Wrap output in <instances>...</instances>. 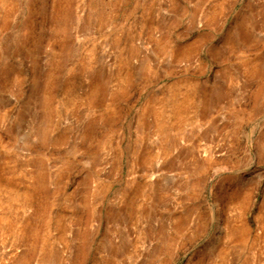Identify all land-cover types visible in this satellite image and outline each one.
<instances>
[{
  "label": "rangeland",
  "instance_id": "374dc122",
  "mask_svg": "<svg viewBox=\"0 0 264 264\" xmlns=\"http://www.w3.org/2000/svg\"><path fill=\"white\" fill-rule=\"evenodd\" d=\"M4 1L0 264H264V0Z\"/></svg>",
  "mask_w": 264,
  "mask_h": 264
},
{
  "label": "bare ground",
  "instance_id": "6f19581e",
  "mask_svg": "<svg viewBox=\"0 0 264 264\" xmlns=\"http://www.w3.org/2000/svg\"><path fill=\"white\" fill-rule=\"evenodd\" d=\"M51 2H50V5L51 4H53V5H51V7H50V9H54V0H50ZM3 3L4 5H5V1L4 0H1L0 1V3ZM56 3H57V0H56ZM57 5H59V4H57ZM45 8V7H44ZM46 8H47V5H46ZM49 10V9H48ZM57 10V9H56ZM56 10H54V11H56ZM45 11V10H44ZM46 12H48L49 13V11H46ZM51 13V12H50ZM49 13V14H50ZM49 14H48V16H49ZM45 15H46V13H45ZM51 16L53 17V13L51 14ZM50 16V18H52ZM56 17H58V14L56 13L55 14V18ZM49 18V17H48ZM241 33V32H240ZM243 33V35H244V32H242ZM242 36L241 35H239V33L237 34V36L235 35L234 36V38H233V40L234 41H239L240 40V38H241ZM184 52H186V51H184V49H179L178 51H177V53H174L175 54V57H178V56H180L182 53H184ZM246 68H247V70H246V72L248 73V74H250V75H258V73L260 72V69L256 66V65H250V66H247L246 65ZM123 75H124V77H126L127 75H128V70L126 69V70H123ZM94 79V78H93ZM69 85V84H68ZM99 90H100V85L97 83V81H96V79L94 80V81H92L91 82V86L89 87V89H88V94L87 95H92V96H95L96 95V93H98L99 92ZM46 98H48V97H46ZM208 99V101H209V99L210 98H207ZM191 101V100H190ZM192 102V101H191ZM193 103V102H192ZM208 103V102H207ZM209 103H210V101H209ZM48 104V103H47ZM46 113H47V115L49 116L50 114H51V109H46ZM180 122V121H179ZM178 122V123H179ZM0 186H1V182H0ZM7 189V188H6ZM9 192V191H8ZM19 191L18 190H14L13 188L10 190V192L8 193V195H13V194H19L18 193ZM9 199H11V197L9 196L8 197ZM231 198V197H230ZM31 195H30V193H28V192H22L21 193V204H20V206H22V207H27V206H29L30 205V203H31ZM231 200V199H230ZM232 201V200H231ZM231 203V202H230ZM226 206H228V205H226ZM44 207H42V209H43ZM42 209H41V206H37V208H36V213L35 214H39L41 211H42ZM33 222V221H32ZM35 224V223H34ZM24 225H27V221H26V223H24L23 224V226ZM12 226V225H11ZM13 227V226H12ZM11 227V228H12ZM27 227V226H26ZM25 227V228H26ZM33 227H34V225H33ZM220 227L222 228V230H224V235H225V237L227 238H230L231 236H234L235 234H236V227L234 226V224H232V223H230V221H228V220H225L224 222H222V221H220ZM38 228V227H37ZM36 228V229H37ZM22 230H23V228H22ZM25 230V229H24ZM32 230V229H31ZM33 230H34V228H33ZM40 231V230H39ZM33 232V231H32ZM20 233H23V231H21ZM24 233H25V231H24ZM23 233V234H24ZM34 233H36V231L34 232ZM30 234H31V232H30ZM39 234V233H38ZM37 235V234H36ZM34 236V235H33ZM21 260V259H20ZM20 262V261H19ZM22 264V263H21Z\"/></svg>",
  "mask_w": 264,
  "mask_h": 264
}]
</instances>
